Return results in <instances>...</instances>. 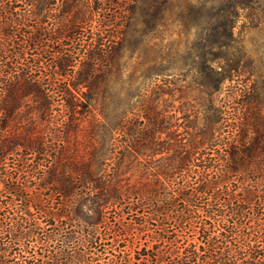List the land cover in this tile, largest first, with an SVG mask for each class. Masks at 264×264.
Returning <instances> with one entry per match:
<instances>
[{"label":"trees","instance_id":"1","mask_svg":"<svg viewBox=\"0 0 264 264\" xmlns=\"http://www.w3.org/2000/svg\"><path fill=\"white\" fill-rule=\"evenodd\" d=\"M125 1L0 0V264H264V75L236 10L164 63L132 51Z\"/></svg>","mask_w":264,"mask_h":264},{"label":"rangeland","instance_id":"2","mask_svg":"<svg viewBox=\"0 0 264 264\" xmlns=\"http://www.w3.org/2000/svg\"><path fill=\"white\" fill-rule=\"evenodd\" d=\"M131 1L135 7L130 29L135 31L129 43L135 53L139 52L138 48L142 49L150 57L164 58V63L176 57L193 56L198 53L195 47L207 44L213 37L214 28L225 23L234 9L237 13L234 19L236 38L252 57L257 71L264 75V0H126L120 6L128 7ZM236 2L240 7H233ZM112 7L117 9L118 6ZM54 8H57L56 4ZM51 13L57 14V10ZM78 33L84 38L87 30ZM172 71L178 72L170 70L168 73ZM194 95L195 91H192L187 97L192 104L196 102ZM178 105L175 101L173 109ZM191 111L189 106L187 112ZM180 115L177 111L176 116ZM177 121L182 130L183 118L179 117Z\"/></svg>","mask_w":264,"mask_h":264}]
</instances>
